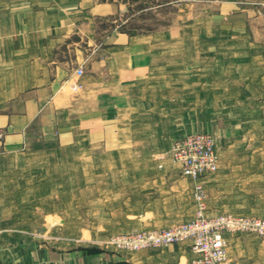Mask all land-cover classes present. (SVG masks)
Segmentation results:
<instances>
[{
	"label": "crops",
	"instance_id": "1",
	"mask_svg": "<svg viewBox=\"0 0 264 264\" xmlns=\"http://www.w3.org/2000/svg\"><path fill=\"white\" fill-rule=\"evenodd\" d=\"M246 4L219 0L192 32L136 34L99 28L114 22L121 0H0V167L35 135L64 148H128L134 151L129 157L109 162L115 181L128 171L135 192L128 196L144 199L130 211L139 219L135 227L160 228L194 215L197 182L215 206L206 213H221L230 183L249 177V167L264 172V158L230 154L246 124L238 104L245 101L248 63L264 70V14ZM188 38L196 55L189 61ZM233 54L240 61H232ZM198 132L215 137L219 162L218 171L200 181L184 176L170 155L175 138ZM20 178L0 172V199ZM0 226L7 229L0 235V264H190L195 256L190 241L124 254ZM226 236L234 264H264L263 238Z\"/></svg>",
	"mask_w": 264,
	"mask_h": 264
},
{
	"label": "rangeland",
	"instance_id": "2",
	"mask_svg": "<svg viewBox=\"0 0 264 264\" xmlns=\"http://www.w3.org/2000/svg\"><path fill=\"white\" fill-rule=\"evenodd\" d=\"M218 1L121 0L122 10L119 15H115L114 22L106 20L99 23V28L112 30L114 27L136 34L166 32L177 28L192 32L200 25L204 16L214 11L215 7L218 8ZM243 1L247 3L245 7L254 8L253 12L264 14V0ZM194 16L200 18L194 19ZM253 24L257 26L256 23ZM186 43V49L190 50L187 51L185 60L189 61L194 57L196 59L192 51L194 39L188 38ZM233 55L232 61H240L239 56ZM251 56L255 57L256 54L253 53ZM248 64L249 84L241 87L245 101L238 104L243 111L238 114L246 124L242 131L233 137L234 148L230 154L238 159L262 160L264 84H258L256 81L264 79V70L256 68L255 60L251 66V62ZM35 136L36 138L28 143L22 153L9 156L8 160L1 162L0 167L2 173L23 177L18 184L14 182L11 185L9 197L0 199L2 205L0 224L3 225L4 222V225H13L16 232L26 236L54 243L68 241L86 244L98 250L129 254L139 251H132L119 243L127 235L169 228L191 221L200 215L208 219L232 216L236 219L264 220V172L260 169L252 171L256 167H249L248 171L244 172L249 177L243 176L238 182L230 183V192H226L227 197L222 199L224 210L222 208L221 213H206L215 206L214 203H208L206 190L200 182L204 189V197L198 198L195 186L194 215L185 219L177 217L178 220L160 228H137L134 225L139 219L131 217L130 211H133L134 207L139 208L140 201L144 199L128 196L129 193H135L129 188L128 171L127 173L122 171L121 180L115 181L114 167L109 162L113 157L127 158L134 151L131 153L126 148L113 153V150L95 144L83 150L64 148L55 140L44 141L40 135ZM115 177L119 178L118 175ZM46 193L50 194L47 196ZM44 195L46 196L43 197ZM229 233L264 239V234L254 232ZM226 242L229 259L231 264H234L228 251L227 236Z\"/></svg>",
	"mask_w": 264,
	"mask_h": 264
},
{
	"label": "built area",
	"instance_id": "3",
	"mask_svg": "<svg viewBox=\"0 0 264 264\" xmlns=\"http://www.w3.org/2000/svg\"><path fill=\"white\" fill-rule=\"evenodd\" d=\"M4 133L0 131V141ZM171 157L180 165L182 174L200 181L202 177L214 174L219 169L216 140L211 133H187L173 140L170 149ZM198 198L204 197L200 182L196 185ZM254 232L264 234V220L236 219L232 216L195 219L173 225L169 228L134 232L119 243L132 251L190 241L195 257L190 264H231L227 252L226 235L229 232ZM7 232L0 226V235Z\"/></svg>",
	"mask_w": 264,
	"mask_h": 264
}]
</instances>
